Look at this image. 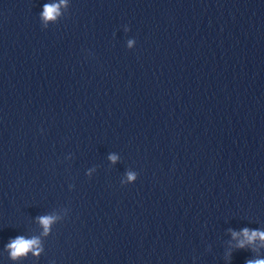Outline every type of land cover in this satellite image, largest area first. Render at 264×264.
Here are the masks:
<instances>
[{
	"label": "clouds",
	"instance_id": "9594fccd",
	"mask_svg": "<svg viewBox=\"0 0 264 264\" xmlns=\"http://www.w3.org/2000/svg\"><path fill=\"white\" fill-rule=\"evenodd\" d=\"M58 11L57 5H45V11L43 13L46 19H53L55 14ZM111 159L115 160V157H111ZM134 177L129 174V179H133ZM52 217H41L40 223L44 226L45 232L48 230V226L52 222ZM235 236V233L233 234ZM243 235L248 240L249 243L255 241L257 238L264 241V232H251L249 233L248 229L243 230ZM39 242L36 239L26 240L23 237H18L12 243L8 245V247L12 250L11 255L13 258L18 257L27 253L30 249H32ZM243 242L240 244V247H243ZM38 253V250H37ZM248 264H264V260H256L249 261Z\"/></svg>",
	"mask_w": 264,
	"mask_h": 264
}]
</instances>
